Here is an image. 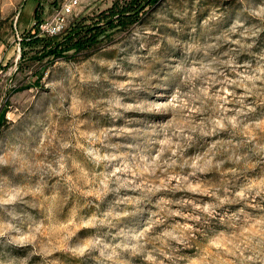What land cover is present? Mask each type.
<instances>
[{
	"label": "rangeland",
	"instance_id": "obj_1",
	"mask_svg": "<svg viewBox=\"0 0 264 264\" xmlns=\"http://www.w3.org/2000/svg\"><path fill=\"white\" fill-rule=\"evenodd\" d=\"M26 1L0 0V264H264V0H88L70 60L22 45L63 0Z\"/></svg>",
	"mask_w": 264,
	"mask_h": 264
},
{
	"label": "trees",
	"instance_id": "obj_2",
	"mask_svg": "<svg viewBox=\"0 0 264 264\" xmlns=\"http://www.w3.org/2000/svg\"><path fill=\"white\" fill-rule=\"evenodd\" d=\"M112 7V11L120 17H137L140 12L147 8L152 3L157 0H116ZM37 20L34 28L37 29L39 25ZM77 27V26H76ZM78 28V27H77ZM89 32V31H86ZM98 35H89L84 31H78L74 28L68 31H64L60 35L50 37H39L38 34L32 36L29 41H23L24 46H35L38 44H43V50H48V55H53L54 58H62L70 60L85 52L83 56L88 57L93 50H96L98 46L96 45ZM92 49V52L90 51Z\"/></svg>",
	"mask_w": 264,
	"mask_h": 264
},
{
	"label": "built area",
	"instance_id": "obj_3",
	"mask_svg": "<svg viewBox=\"0 0 264 264\" xmlns=\"http://www.w3.org/2000/svg\"><path fill=\"white\" fill-rule=\"evenodd\" d=\"M88 0H63L49 19L39 23L33 34L54 37L60 35L68 28L71 18L80 12L84 2Z\"/></svg>",
	"mask_w": 264,
	"mask_h": 264
},
{
	"label": "crops",
	"instance_id": "obj_4",
	"mask_svg": "<svg viewBox=\"0 0 264 264\" xmlns=\"http://www.w3.org/2000/svg\"><path fill=\"white\" fill-rule=\"evenodd\" d=\"M29 0L26 1V4L28 3ZM23 10L24 8L20 11V13H18V31H26V30H29L31 28V24H30V21L27 20V21H24L22 24H21V19H22V16H23ZM33 17V16H31ZM34 22V21H33ZM20 25L21 26V30H20ZM2 56H3V52H2V48L0 47V62L2 61Z\"/></svg>",
	"mask_w": 264,
	"mask_h": 264
}]
</instances>
